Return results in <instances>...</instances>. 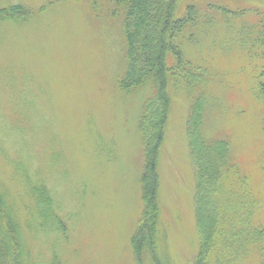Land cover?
I'll return each mask as SVG.
<instances>
[{"label": "rangeland", "instance_id": "1", "mask_svg": "<svg viewBox=\"0 0 264 264\" xmlns=\"http://www.w3.org/2000/svg\"><path fill=\"white\" fill-rule=\"evenodd\" d=\"M188 4L217 24L202 18L203 31L186 40L184 53L211 68L204 129L229 140L235 163L219 186L222 226L239 225L246 206L264 221V100L257 81L264 50L249 57L237 31L244 16L230 13L227 21L221 12L247 7L258 11L249 14L251 23L263 21L264 0H177L176 13ZM17 5L20 10L11 13ZM118 12L114 0H0V190L17 207L38 260L50 253L62 264H190L202 239L187 134L192 94L180 80L170 79L167 87L157 210L148 223L154 246L146 238L144 256L136 254L151 177L142 128L152 92L144 85L121 87L127 56ZM28 172L55 197L62 231L27 230L34 205ZM217 240L221 250L222 234ZM229 244L224 250L236 252L235 264L260 263L259 248Z\"/></svg>", "mask_w": 264, "mask_h": 264}, {"label": "trees", "instance_id": "2", "mask_svg": "<svg viewBox=\"0 0 264 264\" xmlns=\"http://www.w3.org/2000/svg\"><path fill=\"white\" fill-rule=\"evenodd\" d=\"M176 1L114 0L122 19L121 27L126 43L127 67L121 77V87L130 90L133 86L144 85L151 87L152 92L147 97L143 114L146 120L142 128L145 136L143 143L148 154L151 177L146 181L147 216L137 232L139 240L136 247L137 257L140 259L144 256L146 238L154 246L153 228L148 223L153 219V216H150L157 210L156 159L169 118L168 107L171 98L167 87L171 79L172 82L180 80L185 84L188 93L192 94L187 134L195 169V216L202 243L190 264H235L236 252L233 249V251L224 250V246L228 243L231 247V244L235 245V242H237V248L242 247L243 251L251 247L259 248L261 257L259 264H264V221H256L254 216H250V207L246 206V215L240 218L239 225L243 229L241 227L237 230L239 225L231 229L222 226L223 215L217 202L219 186L235 163L234 159L230 158L229 140L209 137L204 129V113L209 106L206 92L207 84L212 77L211 68L203 64L201 60L195 63L184 53L186 40L192 37L196 30L203 31L201 30L203 26L199 25L200 20L203 18L204 23L211 26L217 25L216 21L209 14L201 17L200 11L194 4H188L182 14H177ZM20 7L22 6L17 5L9 11L12 13L16 9L20 10ZM245 8L241 12L224 8L221 12L227 21L230 13L236 14V17L244 16L246 24L242 29L238 28V39L241 40V46L246 45L244 51L249 52V57L256 58L264 50V20L258 17L256 22L251 23L250 21L253 20H249V14L258 15V11ZM230 25L234 26V22L230 21ZM260 69L261 72L257 77L258 92H260L259 97L261 95L264 100V63ZM243 175L244 173L239 171L236 177L242 178ZM25 180L34 201L30 211L33 212L30 222L32 226L30 228L27 225V230L36 231L37 228L45 229L46 227L50 231H62L65 225L56 218L53 210L56 199L46 182L43 179L32 180V174L29 172ZM20 220L17 207L6 192L0 190V264H62L58 255L48 253L39 260L34 256L28 243L26 229ZM53 224L55 226L52 227ZM146 230H149L148 234ZM220 234H222L223 242L221 250L216 246Z\"/></svg>", "mask_w": 264, "mask_h": 264}]
</instances>
